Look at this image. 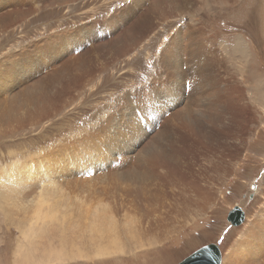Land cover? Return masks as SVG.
<instances>
[{
	"label": "rangeland",
	"instance_id": "1",
	"mask_svg": "<svg viewBox=\"0 0 264 264\" xmlns=\"http://www.w3.org/2000/svg\"><path fill=\"white\" fill-rule=\"evenodd\" d=\"M140 2L135 8L130 7L129 12L134 11V19L139 21L151 17L152 25L123 54L117 50V31L108 28L105 22L131 0H0V16L7 18L0 27V62L11 52H23L24 48L28 53L37 52L35 43L46 40L51 43L56 37L50 48L56 50L54 57L67 58L63 52L69 48L76 49L74 53L78 55L74 63L65 67L64 78L50 87L55 93L56 111L41 118L40 128L25 126L21 133L8 132L7 144L0 140V169L11 162L5 152L13 153L17 149H22L25 173L29 168L54 169L57 162L67 161L68 157L62 156L57 147L73 145L89 137L103 141L107 123L119 118L124 122L121 128L127 125L131 134L119 128L110 135L115 139L112 145H108L109 139L101 146L92 142L98 146L95 151L101 159L111 156L113 151L132 157L106 163L109 166L106 170L113 171V178L121 181L122 187L129 181L125 169L130 160L144 175L135 187L138 205L127 206L126 212H130L115 219L138 220V223L144 218L151 223L142 211L149 209L155 195L162 191L170 196L164 201V208L172 213L168 221L172 227H165L166 236L159 242L144 231L138 234V229H134L135 237H141L142 243L135 242L133 248L126 246L125 252L120 249L110 255L82 258L69 253L63 262L52 264H179L210 244L218 246L221 264H248L251 246L243 243L257 244L247 234L255 222L259 225L264 222V0H180L178 5L165 0L167 12L174 14L163 20L145 7L147 4L154 8L153 1ZM186 23L205 39L209 55H213L216 66L211 69L210 79L226 84L232 99L198 98L195 90L201 76L200 67L199 77H186L185 83L178 86L169 83L164 74L165 84L155 87L140 80L147 77V72L150 74L163 40L167 41L174 29ZM91 27L100 29L98 35L84 34L83 30ZM71 33L81 41L77 43ZM124 60L141 66L134 70L140 79L126 74L128 68L120 70ZM189 65L182 68L185 75L189 73L186 70ZM81 67L85 71L78 70ZM182 69L179 71L183 72ZM162 85L168 90L154 92ZM212 88L213 91L217 87L214 84ZM166 102L173 103V107L167 109ZM184 105L196 109L178 111ZM80 108L83 113L86 111L85 117L75 116ZM246 120L245 127L242 122ZM66 123L71 130L55 131ZM38 134L48 138L34 145L41 137ZM130 135L135 137L130 142L132 148ZM157 135L159 139H155ZM55 143V158L44 157L42 153L49 152L46 149ZM81 153L84 150L78 152ZM90 164L95 166L93 161ZM49 188L53 197L42 198L40 209L53 210L58 219L71 217V208L62 205L65 196L60 194V190L69 194L67 185L56 179ZM23 193L25 201L36 197L31 190ZM199 193L209 195L204 209H187L189 201L200 198ZM9 199H0V264H4L5 254L9 256L8 264H14L11 242L15 240V245L19 242V233L12 226ZM119 199L127 204L122 195ZM105 207L114 210L111 205ZM234 207L245 215L238 227H232L227 221ZM37 213L31 211L25 217H34ZM154 215L153 219L158 220V213ZM36 225L44 226L41 222ZM48 235L39 236L34 230H27L22 264L39 263L40 254L31 248L48 239ZM4 245L9 248L3 249ZM261 255L264 264V253Z\"/></svg>",
	"mask_w": 264,
	"mask_h": 264
},
{
	"label": "bare ground",
	"instance_id": "2",
	"mask_svg": "<svg viewBox=\"0 0 264 264\" xmlns=\"http://www.w3.org/2000/svg\"><path fill=\"white\" fill-rule=\"evenodd\" d=\"M140 1L141 0H131V3L115 11L110 21L105 22L108 28H114V30L117 31V50L123 51V54H127V49L139 42L147 27L152 25L151 17L146 16L139 21L134 19V11L129 12V8L132 6L135 8L137 4L140 5ZM150 1H153L152 5L155 9L149 8L147 4L145 7H147L152 14L158 15L160 20H163L164 17L168 15L174 14V12H167L165 0ZM168 1L174 5H178L180 2V0ZM6 20V17L3 15L0 16V27L4 25ZM121 24L122 27H120ZM98 31H100V29H95L93 27L83 30L84 34H89L87 36H96L99 33ZM76 33L78 34V32ZM70 36H72L77 43L81 41L74 33H71ZM56 38H53L51 43L46 42L47 40L35 43L37 52L32 51L28 53L26 51L28 49L25 50L24 48L23 52L19 50L17 51L18 53L11 52L1 60L0 140H3V143H8V132L12 133L18 130L21 133L22 128L25 126L38 129L40 128L38 126L41 118L46 115H51L56 111V104L54 103L55 93L50 87L53 83L64 78L65 67L74 63L78 57V55L74 53L76 49L74 50L71 48L63 52L67 58L60 59L57 56L54 57L56 50L50 48L52 43L56 42ZM204 40L205 39L201 37L199 33L191 29L190 24L188 25V23H186L184 27L180 26L174 29L172 35L167 36V41L163 40L161 47L159 49L158 47L156 48L159 51L157 50V59L155 61L153 60L155 65L154 67L152 66L150 74H148V72L145 74V76L151 77H148V79H146V77L142 80L140 76H135L137 71L134 72V70L141 68V66L136 67L133 61L124 60L123 65L120 66V70L128 68L126 74L131 75L133 78L140 79L141 81H146V83H151L153 84L152 87H155L158 84H163V82L165 84L166 79L164 80V75L166 78L168 77L167 81L169 83L175 84V86H178V84L182 85L185 83L186 77H199L197 70L200 67L201 76L195 90L198 98H222L230 100L232 99V95L228 93L227 85L219 84L210 79L215 62L213 61V55H209V50L205 46ZM77 43H73V45L77 47ZM224 52L227 54L226 50H224ZM148 58H151V56H148ZM187 63L190 64L186 68L189 73L185 75V71L182 68ZM181 69L183 72L179 71ZM78 70L85 71V68L81 67ZM214 84L217 88L212 91L211 89H213L212 86ZM165 90L168 89H166V86L162 85L160 88H155L154 92L159 93ZM140 92H142V90H140ZM167 99H172V96L169 95ZM173 105L174 104L171 102H166L167 109H170ZM81 109L83 108H80V112H76L75 116H84L86 111L83 113ZM195 109L194 107L188 108L187 105H184L178 111H193ZM123 123L124 122L119 118L108 122L106 130L103 133V141H99L98 138L89 137L73 145H60L57 147V151H59L62 156H68L66 157L67 161L57 162L55 168L49 171L46 169L38 171L39 168H29L25 173L22 169L23 163H21L22 158H24L22 149H17L13 153L5 152L7 160L11 162L9 161L10 165L8 164L6 167L0 169V199L6 201L10 197L9 201L12 205L9 213L12 217V226L19 233L18 241L20 243L17 242L15 245V240L13 242L10 241L14 257L12 262L14 264L23 263L25 257L23 240L26 237L27 230H34L39 236L48 235L47 231L49 232L48 239L38 242L31 248L34 249V253L40 254L38 256V264L63 262L64 257L69 253L71 256L77 255L79 258H82L89 255L97 257L106 254L110 255L117 253L120 249L122 252H125L126 246H130L129 248H131L135 242H141V237H135L136 231L134 229H138V234L144 231L147 236L154 237L152 238L153 241L159 242L161 239H164L166 236L165 233L167 232L165 227H172L168 222L172 218V213L166 211L164 208V201L170 197L165 192H158L154 197L151 207L142 211L146 217L150 218L151 223L147 220L144 221V218L138 223V220L133 221L129 219L126 222L125 220L122 222V220H120L121 218L119 220L115 219V217L126 212L128 209L127 206L130 207L132 204L138 205L135 187L144 173H142L141 170L134 165L133 161L130 160V165L125 169L129 181L122 187V182L113 178V171L111 169L106 170V168L109 167L106 163H112V161L116 163L118 159H131L132 157L126 156L125 154L127 153H116L113 151L111 152L113 153L111 156H108L106 159H101L100 153L95 151L98 146L92 144V142L98 143L101 146L105 141L106 145L109 139L111 141L108 145H112L115 139L112 136L110 137V135L121 128L120 125ZM242 125L246 127L248 121L242 122ZM44 129L47 131L49 128ZM71 129L68 123H66L55 131L61 132ZM77 129H79L78 125ZM121 129L131 134V131L127 129V125ZM38 137L39 140L36 138L37 140H35L34 145L39 144L41 141H45L48 135L38 134ZM134 139L135 137L130 135V147L132 146L130 142ZM155 139H159V136L157 135ZM56 146L57 143L51 148H47L46 150L50 151L43 152L42 155L48 159L55 158L53 149ZM81 150H84V153L78 154ZM91 161L95 162V166L90 164ZM66 166H68V168H66ZM130 177L132 178L130 179ZM56 179L62 184L67 185L69 194L63 193L61 190L60 194L65 196L62 205L71 208V217L65 216L62 219H58L53 210L40 209L42 198L53 197L49 187L56 183ZM26 190L35 192L36 197L29 201H25L23 192ZM121 195L126 198L128 205L124 204V201L119 199ZM199 195L200 198L196 201H189L187 209L195 211H202L204 209L209 195H203L202 193H199ZM160 198L163 199L161 200ZM110 205L114 209L113 211H109L105 207ZM59 206L63 208L61 205ZM31 211L39 213L34 217H25V213H31ZM156 213H158V220L153 219ZM178 214H183V212ZM125 216L130 217L127 214H125ZM38 222H41L44 226H37L36 224ZM133 223L137 224L132 225ZM26 227H28V229H26ZM10 233L12 234V232ZM247 236L258 241L257 244L240 242V244L243 243V245L246 244V246H251V249L248 251L252 256H249L250 260L248 264H262L260 259L262 256L261 254L264 253V222L263 225H259L255 222L252 227H250ZM144 237L142 239H144ZM7 248L9 247L3 246V249ZM129 248H127V250ZM220 256L222 262V255ZM8 258L9 256L5 254L4 264L9 263Z\"/></svg>",
	"mask_w": 264,
	"mask_h": 264
},
{
	"label": "water",
	"instance_id": "3",
	"mask_svg": "<svg viewBox=\"0 0 264 264\" xmlns=\"http://www.w3.org/2000/svg\"><path fill=\"white\" fill-rule=\"evenodd\" d=\"M244 220V212L238 207H234V210L228 213L227 221L232 227L242 225ZM220 255L218 246L210 244L194 252L179 264H220Z\"/></svg>",
	"mask_w": 264,
	"mask_h": 264
}]
</instances>
